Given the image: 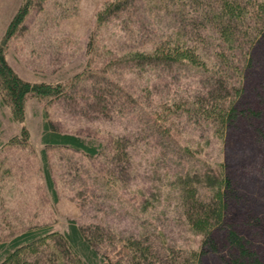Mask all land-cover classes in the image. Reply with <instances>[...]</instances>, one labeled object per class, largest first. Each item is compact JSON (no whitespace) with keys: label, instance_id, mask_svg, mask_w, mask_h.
I'll list each match as a JSON object with an SVG mask.
<instances>
[{"label":"rangeland","instance_id":"374dc122","mask_svg":"<svg viewBox=\"0 0 264 264\" xmlns=\"http://www.w3.org/2000/svg\"><path fill=\"white\" fill-rule=\"evenodd\" d=\"M111 1L0 0V46L10 65L23 79L60 89L29 95L20 119L0 103V241L42 225L62 232L74 219L114 258L126 252V238L155 250L197 248L201 235L185 218L177 177L222 162L252 195L248 202L254 211L264 213V177L252 176L264 164L258 141L232 131L214 134L200 113L182 108L205 88L203 70L138 66L128 56L152 49L172 29V19L142 0L109 15L104 10ZM26 2L27 14L7 37ZM255 75L253 81L264 79V73ZM179 99L178 112L160 115L165 103ZM155 116L171 118V135L179 142ZM47 120L60 132L98 145L99 152L90 156L70 146L45 145ZM181 142L193 152L183 150ZM43 149L55 196L46 184ZM195 185L204 191V183ZM243 199L233 207L232 221L245 219ZM259 239L264 247V237ZM222 247L211 248L203 263L231 264Z\"/></svg>","mask_w":264,"mask_h":264},{"label":"trees","instance_id":"16d2710c","mask_svg":"<svg viewBox=\"0 0 264 264\" xmlns=\"http://www.w3.org/2000/svg\"><path fill=\"white\" fill-rule=\"evenodd\" d=\"M136 1L139 0H113L104 12L113 14ZM141 2L168 15L173 26L149 51L129 53L130 60L138 66L181 65L203 70L206 89L202 88L199 94L186 100L188 107L182 106L180 99L165 103L160 115L175 114L182 106L189 113H200V118L213 127L214 134L224 136L232 131L234 136H253L264 154V90L260 89H264V79L259 80L256 76L264 73V0ZM28 9V2L21 6L10 23L7 37L14 32L12 26L22 22ZM253 75L258 81H253ZM209 82L213 84L209 85ZM59 91L58 86L31 82L19 76L8 62L4 46H0V103L5 102L14 116L23 117L29 95L45 96ZM155 118H160L158 122L166 135L179 142L171 135L173 124H168L171 118ZM41 141L45 145L70 146L90 156L99 152L98 145L79 135L60 132L48 120L44 122ZM179 146L193 152L185 143L181 142ZM42 161L47 187L55 196L45 149L42 150ZM222 164L204 173L190 174L191 177L188 172V175L177 177L185 201V218L191 229L201 235L197 248L155 250L139 239L126 238V252L120 258H114L103 253L94 242V236L71 219L62 232L42 225L0 241V264H204L205 255L217 245L223 246L225 258L228 257L231 264H264L261 256L264 247L259 243L260 239L258 241L264 237V213L254 211L250 206V192L244 190L241 179L228 174ZM261 168L264 169V164L252 176L264 177ZM195 182L204 183L202 193ZM241 198L244 199L239 201L242 202L240 209L245 213V219L232 221L233 207H237V200ZM246 229L248 233L244 232ZM43 245L49 246L50 250L42 248Z\"/></svg>","mask_w":264,"mask_h":264}]
</instances>
